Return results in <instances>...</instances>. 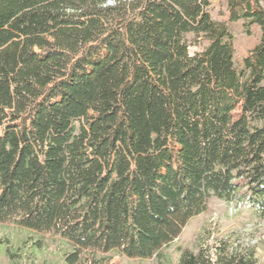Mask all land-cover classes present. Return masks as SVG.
<instances>
[{
	"label": "trees",
	"instance_id": "obj_1",
	"mask_svg": "<svg viewBox=\"0 0 264 264\" xmlns=\"http://www.w3.org/2000/svg\"><path fill=\"white\" fill-rule=\"evenodd\" d=\"M108 1L0 0V222L69 240L61 264L160 256L240 188L264 217V0H226L225 21ZM237 21L260 29L239 66ZM176 264L260 263L220 239Z\"/></svg>",
	"mask_w": 264,
	"mask_h": 264
},
{
	"label": "rangeland",
	"instance_id": "obj_2",
	"mask_svg": "<svg viewBox=\"0 0 264 264\" xmlns=\"http://www.w3.org/2000/svg\"><path fill=\"white\" fill-rule=\"evenodd\" d=\"M213 19L225 21L228 17L226 0H208ZM234 34V61L239 66L244 54L258 39V29L251 34L242 31L241 21L231 23ZM191 44L190 50H198ZM244 188L229 200L210 198L205 211L191 217L180 234L160 256L148 259L129 258L117 253L111 255V264H176L184 250L196 251L199 245L226 240L230 245L250 247L260 264H264V217L258 215L241 200ZM69 240L53 233H41L19 227L9 222H0V264H61L66 252L71 250ZM9 253H13L12 258Z\"/></svg>",
	"mask_w": 264,
	"mask_h": 264
},
{
	"label": "crops",
	"instance_id": "obj_3",
	"mask_svg": "<svg viewBox=\"0 0 264 264\" xmlns=\"http://www.w3.org/2000/svg\"><path fill=\"white\" fill-rule=\"evenodd\" d=\"M254 27H256L257 29H258V38H259V36H260V29H259V27H258V25H256V24H253L252 26H251V30H252V28H254ZM257 42H258V39H257V41L254 43V45L250 48V49H248V51L249 50H251L256 44H257ZM248 52H246L245 54H244V56L247 54Z\"/></svg>",
	"mask_w": 264,
	"mask_h": 264
},
{
	"label": "water",
	"instance_id": "obj_4",
	"mask_svg": "<svg viewBox=\"0 0 264 264\" xmlns=\"http://www.w3.org/2000/svg\"><path fill=\"white\" fill-rule=\"evenodd\" d=\"M107 3H108V4H112L113 2H112L111 0H109Z\"/></svg>",
	"mask_w": 264,
	"mask_h": 264
}]
</instances>
